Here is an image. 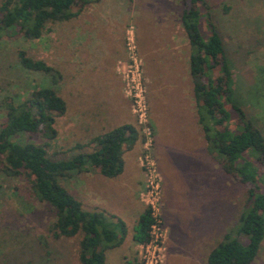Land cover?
Instances as JSON below:
<instances>
[{"label":"rangeland","instance_id":"1","mask_svg":"<svg viewBox=\"0 0 264 264\" xmlns=\"http://www.w3.org/2000/svg\"><path fill=\"white\" fill-rule=\"evenodd\" d=\"M185 1L189 3V0ZM90 6L91 4L80 10L78 4L73 8L75 13L80 11L77 17L66 22L48 25L38 39L28 40L23 34L17 32L4 34L0 38V127L6 122V109L3 106V101L6 98L12 97L16 102H22L28 99L35 89L43 87L53 89L67 105L66 113L55 119L57 136L48 141L41 135L25 134L19 136L17 141L33 142L43 146L48 157L54 160L66 159L78 144L84 147L83 151L87 152L93 149L90 141L94 135L88 131L89 103L92 96L86 71L80 73L76 71L79 65L74 52V50L81 51L87 42L84 38L87 39L89 32ZM199 9L198 28L203 40L206 41L209 38V22L211 21L217 27L225 45L232 72L231 104L239 106L247 114V117L264 132V0H203V7ZM97 10L98 12L103 11V17H109L110 27L131 21L139 27L141 32H144L145 28L146 30L148 28L143 24V20L149 19L151 24L164 27L161 31L166 33L175 32L179 28L183 29L181 19L184 0H102ZM116 18L118 19L115 20ZM140 18L142 19L140 20ZM78 25H82V27L78 36L72 41L74 30L78 28ZM135 31L134 26L127 27L124 43L129 33H132L138 48ZM20 52H25L28 58L45 62L53 69V72L45 74L24 69L19 62L18 54ZM125 54L126 60L117 63L116 72L121 80V94L128 102L138 136L141 139V150H143L146 136L143 133V128L137 124L131 112V102L123 90V73L127 69L128 59L126 49ZM186 54V59H188V52ZM139 56L142 60L146 100L149 107L148 126L153 139L149 154L156 160L155 135L150 122L151 113L156 116L169 113L174 119L176 115L183 113V107H186L190 98L193 101L192 106L195 112L196 102L193 89L191 92V88L188 90V87L185 91V100L180 97L179 100H176L177 103L170 101V98L176 99L181 96L178 91L174 96L169 89L158 94L155 85L152 82L150 84L145 61L140 52ZM218 74H220L219 68L212 71L213 76H218ZM188 80L187 83L193 85L194 81L190 73ZM223 101L226 103L225 100ZM226 106L230 112L228 128L238 132L240 128L238 112L233 111L227 103ZM171 117L167 119L169 123L172 122ZM167 120L163 117L162 126ZM158 124L161 131L163 128L160 122ZM185 138L186 136L179 135V144L184 143ZM14 141L16 140L14 139ZM140 156L141 154H139ZM245 158L256 165L250 156L245 155ZM209 159L218 166L219 170H211L208 163V173H203L205 176L203 182L209 180V189L203 192V201H200L196 209L192 211V215L199 213L193 220L192 227L196 228V232L200 231L201 239L206 237L218 244L222 243L228 233L235 236V231L240 226V217L248 208V192L251 186L240 183L225 172L222 173L221 162L210 153ZM255 167H257L259 176L264 177V168L257 165ZM2 168V159L0 158V170ZM95 175L101 179L97 170L59 178L60 184L73 194L87 211L104 210L102 206L100 207L102 204L93 206L94 201L82 191L83 188L89 187L90 189L89 177ZM82 179L84 184L81 186ZM100 184L93 185L101 187ZM27 185L28 182L24 177L11 178L0 173V264H80L78 242L81 235L73 239H56L53 231L55 213L49 205L38 202L30 193ZM182 195L183 192L179 189L177 194L165 205V209L169 210L168 217L176 223H183L184 217H186ZM138 199L140 201L139 197ZM189 204L190 202L184 205ZM142 206L145 208L143 204ZM134 208L135 205L126 208V210L129 212ZM199 221L200 226L197 229ZM163 222L166 226V221L163 220ZM178 233H183L182 227H178ZM240 240L244 241L245 238L241 237ZM184 243L186 240L181 239L180 244L183 246ZM181 249L188 251L190 247L187 245ZM134 251L137 256L136 264H140L137 245ZM183 259L182 255L179 262L174 263L170 260L169 264H187ZM166 260L167 247L164 264H166ZM122 262L123 258L120 259V263ZM251 264H264V240L261 243L258 256Z\"/></svg>","mask_w":264,"mask_h":264},{"label":"trees","instance_id":"2","mask_svg":"<svg viewBox=\"0 0 264 264\" xmlns=\"http://www.w3.org/2000/svg\"><path fill=\"white\" fill-rule=\"evenodd\" d=\"M101 0H1L0 38L17 32L25 39H38L47 26L69 21L77 17L73 8L80 10ZM203 0H184L182 26L192 53L189 71L193 78V94L196 113L208 150L218 158L226 174L244 185H250L248 208L240 217L235 236L228 233L222 243L207 258L208 264H251L264 240V177L257 167L264 168V132L247 117L238 106L231 104V64L221 35L210 21V35L204 41L198 28ZM20 65L30 71L48 74L53 72L45 62L28 58L25 52L18 54ZM220 69L218 76L212 71ZM55 74V73H54ZM238 112V132L228 128L230 112ZM6 122L0 127V158L4 173L11 178L24 177L27 188L38 202L50 206L55 213L53 222L56 239L75 237L78 242L80 264H105L107 250L120 246L126 235L125 223L104 210L87 211L82 203L59 182V178L97 170L107 178L118 177L124 167L123 145L135 140V129L122 125L93 138V149L83 151L76 145L66 159L48 157L45 148L33 142L17 141L21 135H41L46 140L57 136L56 117L66 113L64 100L51 88L32 91L30 97L16 102L12 97L3 101ZM14 139L16 141H14ZM75 150V151H74ZM250 154V155H249ZM254 159L256 165L245 158ZM154 223L151 211L145 209L133 228L134 244H144L150 239ZM244 237L245 240H240Z\"/></svg>","mask_w":264,"mask_h":264},{"label":"crops","instance_id":"3","mask_svg":"<svg viewBox=\"0 0 264 264\" xmlns=\"http://www.w3.org/2000/svg\"><path fill=\"white\" fill-rule=\"evenodd\" d=\"M101 1L90 6L89 32L87 39L84 38L87 42L81 51L74 50L79 65L76 71L79 73L86 71L92 96L89 103L88 131L95 138L115 127L131 125L136 132L135 140L123 145L124 167L122 173L116 178H107L100 174L101 179L97 175L89 177L90 189L87 187L82 191L94 201L93 206L102 204L100 207L102 206L104 211L118 217L126 225L123 243L106 251L105 264L109 262L110 264H136L137 256L134 251L136 244L132 241L133 228L146 209L138 199L143 184L138 157L143 150H141V139L138 136L128 102L121 94V80L116 72L117 63L126 60L124 34L129 25L134 26L138 38V49L145 61L150 84L152 82L155 85L158 94L166 89H169L173 96L177 91L180 92L181 96L176 99L170 98V101L176 103L180 97L185 100L187 87L188 90L191 88V92L193 89V85L190 82V84L187 83L192 50L184 29L179 28L175 32L166 33L161 31L164 27L151 24L149 19L143 20V24L148 28V30L145 28V35L131 21L110 27L109 17H103V11L98 12L97 10ZM76 23L78 22L76 21ZM81 27L82 25H78V28L74 30L72 41L78 36ZM186 52H188V59H186ZM187 103L186 107H183L182 104L183 113L176 115L174 119L169 113H163L161 116L151 113L150 116L155 135V162L162 177L159 215L165 235V253L167 247L166 264H169L170 260L174 263L179 262L182 255L187 264H208V255L219 244H215L214 241H211L212 239L206 237L201 239L200 231L196 232V228L192 227L193 220L199 214L192 215V211L196 209L200 201H203V192L209 189V180L203 182L205 178L203 173H208V163L211 170L218 171L219 169L209 159L208 143L205 140L198 115L196 111H193L192 99L190 98ZM163 117L166 120L171 117L172 122L169 123L167 120L162 126ZM159 122L163 128L161 131ZM181 134L186 138L184 143L179 144L178 140ZM221 172L224 173L222 167ZM99 183H101V187L93 185ZM80 184L81 186L84 184L83 179ZM179 189L183 192L184 204L190 202L187 206L183 204L186 215L183 223H176L170 219L168 217L169 210L165 209V205L177 194ZM134 205V210L129 212L126 210ZM163 220L166 221V226ZM199 226L200 221L197 229ZM178 227H182L183 233H178ZM210 233L212 234L211 229ZM181 239L186 240L183 246L180 244ZM187 245L190 250L181 249ZM121 258H123L122 263H120Z\"/></svg>","mask_w":264,"mask_h":264},{"label":"built area","instance_id":"4","mask_svg":"<svg viewBox=\"0 0 264 264\" xmlns=\"http://www.w3.org/2000/svg\"><path fill=\"white\" fill-rule=\"evenodd\" d=\"M127 53V69L123 73V90L125 96L131 102V112L137 124L143 128L146 136L143 151L138 158L142 172L143 184L139 195L141 203L151 211L154 223L150 228V239L147 243L138 244L137 251L140 264H164L165 259V235L159 215L161 205L162 177L155 160L150 156L153 139L151 129L148 126V103L142 72V60L132 33L125 38Z\"/></svg>","mask_w":264,"mask_h":264}]
</instances>
